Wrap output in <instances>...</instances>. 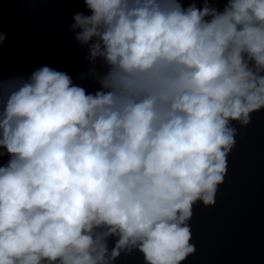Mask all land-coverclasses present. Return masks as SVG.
<instances>
[{
    "label": "clouds",
    "instance_id": "9594fccd",
    "mask_svg": "<svg viewBox=\"0 0 264 264\" xmlns=\"http://www.w3.org/2000/svg\"><path fill=\"white\" fill-rule=\"evenodd\" d=\"M75 2L96 90L0 71V264H182L236 125L264 110V0Z\"/></svg>",
    "mask_w": 264,
    "mask_h": 264
},
{
    "label": "water",
    "instance_id": "95a60500",
    "mask_svg": "<svg viewBox=\"0 0 264 264\" xmlns=\"http://www.w3.org/2000/svg\"><path fill=\"white\" fill-rule=\"evenodd\" d=\"M77 11L87 9L75 0H0V28L7 36L0 48L3 77L27 76L48 65L68 72L88 91L96 90L98 85L79 79L89 63L86 48L70 30ZM236 126L225 182L214 206L199 202L194 206L190 227L196 253L182 264H264V110L253 113L248 126ZM115 264H144V260L134 251Z\"/></svg>",
    "mask_w": 264,
    "mask_h": 264
}]
</instances>
